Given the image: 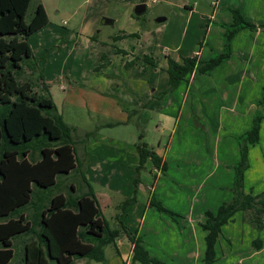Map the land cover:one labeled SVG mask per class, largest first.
I'll use <instances>...</instances> for the list:
<instances>
[{"label": "crops", "instance_id": "1", "mask_svg": "<svg viewBox=\"0 0 264 264\" xmlns=\"http://www.w3.org/2000/svg\"><path fill=\"white\" fill-rule=\"evenodd\" d=\"M134 1L136 6L146 4V0ZM39 3L49 15L48 2L37 0L36 6ZM168 4L167 10L159 13L166 18L160 23L172 20L185 24L179 43L171 49L167 47L165 54L156 50L151 57L156 63L153 70L161 68L166 74L158 78L155 71L150 94L127 97L129 105L116 113L122 118L121 112L128 111L138 119L141 129L153 123L152 139L158 147L150 149L162 159L161 166L167 164V171L155 167L149 158L140 174L136 201L123 212L120 205L133 195L135 169L140 165L138 141L125 142L123 138L103 134L102 130L71 126L76 128L74 147L79 164L111 226H125L130 234L142 239L151 257L165 264H204L207 231L202 224L206 212L216 213L232 199L228 186L234 181V168L241 159L238 136L251 129L257 111L264 115V106L259 105L264 86V28L240 31L232 41L229 60L207 75H192L175 91L162 96L169 82L167 57L181 62L183 57L208 59L222 53L226 31L223 25L233 22L231 9L239 10L248 21L260 26L264 24V0H208V4L205 0H168ZM129 71L132 74L133 69ZM97 104L99 111L107 112L106 103ZM193 114L201 120L203 129L191 124ZM136 136L138 139L140 135ZM190 136L198 140L190 142ZM260 137V142L250 148V167L245 173V188L252 194L264 190V119ZM75 173L61 177L58 185L64 186L73 178L77 189L80 188L79 168ZM152 196L177 216L173 218L152 207ZM40 197L37 201L43 196ZM37 201L36 206L23 210L32 232L22 234V243H17V237L13 239L14 258L9 264L16 258L17 247L24 253L26 244L36 238L35 209H41ZM259 236L263 247L256 249L253 242ZM105 253L107 264H142L134 261L133 244L124 231L116 246L110 252L105 249ZM216 253L215 264H264V229L259 234L239 213L223 227Z\"/></svg>", "mask_w": 264, "mask_h": 264}, {"label": "trees", "instance_id": "2", "mask_svg": "<svg viewBox=\"0 0 264 264\" xmlns=\"http://www.w3.org/2000/svg\"><path fill=\"white\" fill-rule=\"evenodd\" d=\"M31 4L32 0H0V264H9L13 260V239L32 232L31 222L23 210L36 206L39 196L43 197L37 201L41 204L40 212L35 209L38 231H35L36 238L26 244L21 264H50L51 261L70 264L78 259L107 264L105 249L116 246L122 231L128 234L133 244L134 261L165 264L150 256L140 237L130 234L125 226L114 228L103 216L93 188L79 164L74 147L76 128L64 121L50 95L35 91L31 81H20L25 60H32L27 66L36 71L39 61L51 51L49 49L37 58L29 44V38L49 24L48 14L41 3L36 6L31 21H26ZM231 13L233 22L223 25L226 31L222 53L213 54L208 59L183 57L181 62L167 57L169 82L162 96L175 91L192 75H207L229 60L232 41L240 31L264 28V24L257 26L248 21L237 9H231ZM143 61L147 65L144 72L156 67L151 57H145ZM39 77L45 80L43 73ZM43 87L49 94L47 85ZM259 105H264V88ZM263 119L264 115L257 111L251 129L238 138L241 159L234 168V181L228 186L233 193L232 199L224 202L216 213L206 212V221L202 224L207 231L204 264L217 261L216 245L222 229L233 222L237 214H243V221L259 234L264 229V190L252 194L245 188L250 148L260 142ZM191 124L203 129L196 114H193ZM137 151L140 165L135 169L134 193L120 205L123 212L136 201L140 174L149 158L155 167L162 171L168 169L166 163L161 166L162 159L146 143L139 141ZM78 168L82 186L73 194L72 187L66 190V183L58 185V180L75 173ZM150 205L173 218L177 216L155 196H152ZM253 245L256 249L263 247L260 236Z\"/></svg>", "mask_w": 264, "mask_h": 264}, {"label": "rangeland", "instance_id": "3", "mask_svg": "<svg viewBox=\"0 0 264 264\" xmlns=\"http://www.w3.org/2000/svg\"><path fill=\"white\" fill-rule=\"evenodd\" d=\"M36 1L32 0L28 10V23L35 13ZM46 1L49 24L28 41L37 58H41L45 50L51 51L44 60L39 61L41 68L38 66L36 71L27 66L32 64V60H25L20 81H31L35 91L50 95L69 125L80 129L102 130L103 134L123 138L125 142L141 141L149 149H156L157 142L153 141L151 132L153 123L141 129L138 119L128 111L121 112L122 118L116 113L129 105L127 97H139L145 92L150 94L155 71L158 78L166 74L161 68H147L144 72L147 65L143 58L153 57L156 50H159L158 54L162 51L164 53L167 47L171 49L179 43L185 22H156L161 17L159 13L167 10L168 0H146L148 10L139 19L135 17L134 0ZM205 2L208 4V0ZM105 18L114 20V23L105 24ZM132 34L136 36H130ZM117 36L120 38L116 41L114 38ZM157 67H160L159 64ZM129 69H133L132 74ZM41 73H44L45 81L40 80ZM44 84L49 94L45 93ZM99 101L107 104L108 113L98 110ZM110 108L116 109L113 111ZM108 121L114 123L113 126H106ZM136 135L142 136L141 139H137ZM196 140L190 136V142ZM76 183L73 178L68 179L66 190L72 187L73 194H76ZM118 200L114 201L117 203ZM24 238L25 235L17 237V243H22ZM112 248L108 246L107 252ZM16 252L12 264H21L24 253L20 252L19 247ZM50 264L54 263L51 261ZM72 264L101 263L78 259Z\"/></svg>", "mask_w": 264, "mask_h": 264}, {"label": "water", "instance_id": "4", "mask_svg": "<svg viewBox=\"0 0 264 264\" xmlns=\"http://www.w3.org/2000/svg\"><path fill=\"white\" fill-rule=\"evenodd\" d=\"M147 11V5L145 4V3H141V4H138L137 6H136V8H135V15L136 16H138V17H140V16H142L145 12ZM165 17H159V18H157L156 19V22H163V21H165ZM103 22L105 23V24H109V25H111V24H113L114 23V20H112V19H110V18H105L104 20H103Z\"/></svg>", "mask_w": 264, "mask_h": 264}]
</instances>
